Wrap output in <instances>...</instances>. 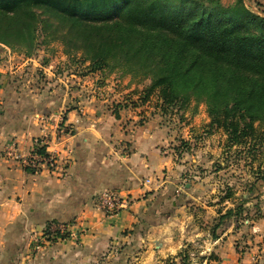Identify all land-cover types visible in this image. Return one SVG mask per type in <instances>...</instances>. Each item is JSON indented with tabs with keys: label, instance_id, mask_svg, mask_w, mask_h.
I'll use <instances>...</instances> for the list:
<instances>
[{
	"label": "crops",
	"instance_id": "0c3cea01",
	"mask_svg": "<svg viewBox=\"0 0 264 264\" xmlns=\"http://www.w3.org/2000/svg\"><path fill=\"white\" fill-rule=\"evenodd\" d=\"M11 69L1 63L0 264H181L184 250L188 264H264V175L215 165L221 153L232 154L204 132L205 113L165 127L154 118L124 122L100 103L68 105L72 133L53 148L58 173L34 174L4 159L3 146L13 139L32 150L64 107L54 98L15 97ZM220 171L225 193L215 180ZM106 189L128 197L129 207L112 216L96 209L92 197ZM51 221L71 224L69 235L35 250Z\"/></svg>",
	"mask_w": 264,
	"mask_h": 264
},
{
	"label": "trees",
	"instance_id": "16d2710c",
	"mask_svg": "<svg viewBox=\"0 0 264 264\" xmlns=\"http://www.w3.org/2000/svg\"><path fill=\"white\" fill-rule=\"evenodd\" d=\"M234 3L0 0V43L30 47L40 16L50 17L95 65L111 60L114 68L149 78V90L157 89L169 107L205 104L209 128H222L233 147L254 122L264 123V14L245 0ZM240 212L229 210L220 220ZM179 257L188 264L187 250Z\"/></svg>",
	"mask_w": 264,
	"mask_h": 264
},
{
	"label": "rangeland",
	"instance_id": "374dc122",
	"mask_svg": "<svg viewBox=\"0 0 264 264\" xmlns=\"http://www.w3.org/2000/svg\"><path fill=\"white\" fill-rule=\"evenodd\" d=\"M220 1L224 5H232L236 0ZM245 1L255 11L264 14V7L260 3L262 0ZM50 19L40 16L43 21L39 22L30 47L18 43H0V67L2 63L3 66L13 67L11 70H17L18 75L11 80L19 86V94L15 97L22 93L35 96L39 101L54 98L57 103H63L62 112L66 111L68 105L83 107L88 102L95 105L100 103L104 110L124 116V122L128 117L130 120L135 117L136 123L154 118L165 127L187 125L195 114L205 113L208 122L204 125V132L220 136L225 140L222 151L226 152L229 148L232 154L226 157L221 153L215 165L223 164L222 170L232 165L233 169L243 166L253 169L251 171L258 177L264 175V123L254 122L252 131L242 138L240 144L228 147L223 129L209 128L210 118L205 104L190 101L184 108L178 105L169 107L161 100L157 89L149 90V78L135 76L125 68H114L111 60L107 65H95L84 50L73 48L68 43L70 38L66 39L65 31L56 30V23ZM212 169L208 168L210 171ZM215 180L223 184L224 188L225 173L220 171ZM261 207L264 210V204Z\"/></svg>",
	"mask_w": 264,
	"mask_h": 264
},
{
	"label": "built area",
	"instance_id": "2783aa9c",
	"mask_svg": "<svg viewBox=\"0 0 264 264\" xmlns=\"http://www.w3.org/2000/svg\"><path fill=\"white\" fill-rule=\"evenodd\" d=\"M46 123L51 129L35 139L32 150L23 152L15 140H8L3 146V158L17 163L22 169L34 174L42 171L50 175L58 173V153L53 148L61 143L64 137L71 135L72 128L66 122L64 112H59L54 118L47 119ZM92 201L96 209L108 216L118 214L127 209L130 204L128 197L109 189L99 192ZM71 228L72 225L68 223L48 222L43 227L40 237L35 241L34 249L41 250L43 243L48 244L65 239Z\"/></svg>",
	"mask_w": 264,
	"mask_h": 264
}]
</instances>
